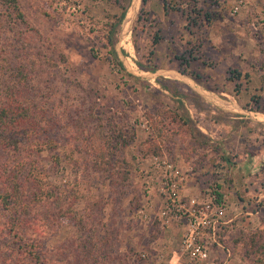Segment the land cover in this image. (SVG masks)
Masks as SVG:
<instances>
[{
  "label": "rangeland",
  "instance_id": "obj_1",
  "mask_svg": "<svg viewBox=\"0 0 264 264\" xmlns=\"http://www.w3.org/2000/svg\"><path fill=\"white\" fill-rule=\"evenodd\" d=\"M18 1L22 18L0 8V94L14 87L42 122L38 160L57 197L36 209L45 264L180 261L185 225H161L159 180L146 193L155 156L198 177L192 197L226 196L234 219L200 264H259L249 240L264 232V0Z\"/></svg>",
  "mask_w": 264,
  "mask_h": 264
},
{
  "label": "trees",
  "instance_id": "obj_2",
  "mask_svg": "<svg viewBox=\"0 0 264 264\" xmlns=\"http://www.w3.org/2000/svg\"><path fill=\"white\" fill-rule=\"evenodd\" d=\"M0 8L9 18H22L18 0H0ZM126 13L124 9L108 39L114 57L117 28ZM164 88L175 96L181 95L177 90ZM180 108L181 119L191 135L198 140H207L193 124L184 106ZM30 112V108L16 97L14 87L13 91L7 89L0 94V216L3 218L0 225V264H45L44 247L36 239L43 228L36 209L46 200L57 197L53 186L42 180L43 169L38 160L43 150L39 145L42 122L38 115ZM55 149V143L50 141L48 150ZM249 241L256 247L254 253L264 254V232L252 235ZM258 263L264 264V258H260Z\"/></svg>",
  "mask_w": 264,
  "mask_h": 264
},
{
  "label": "built area",
  "instance_id": "obj_3",
  "mask_svg": "<svg viewBox=\"0 0 264 264\" xmlns=\"http://www.w3.org/2000/svg\"><path fill=\"white\" fill-rule=\"evenodd\" d=\"M238 10L235 7L233 14ZM187 172L173 161L155 156L150 169L144 173L150 179L145 188L150 194L153 190L151 182L154 179L160 181L163 206L157 217L163 227L175 222L185 225L180 261L175 264H200L209 260L213 244L220 246V234L229 223L228 203L226 196L214 186L186 200L182 189L188 179ZM138 214L141 219H152L146 206Z\"/></svg>",
  "mask_w": 264,
  "mask_h": 264
},
{
  "label": "crops",
  "instance_id": "obj_4",
  "mask_svg": "<svg viewBox=\"0 0 264 264\" xmlns=\"http://www.w3.org/2000/svg\"><path fill=\"white\" fill-rule=\"evenodd\" d=\"M197 183H198V177L197 178L191 177L187 180L186 184L183 186L182 194L186 198V200L198 192L199 186ZM241 206H244V205H241ZM234 208H235V205H229V210H234ZM232 215H234V214L231 213L230 216H232ZM233 219H230L228 221L229 222L228 224H230Z\"/></svg>",
  "mask_w": 264,
  "mask_h": 264
}]
</instances>
